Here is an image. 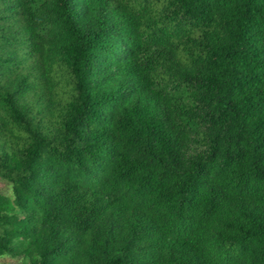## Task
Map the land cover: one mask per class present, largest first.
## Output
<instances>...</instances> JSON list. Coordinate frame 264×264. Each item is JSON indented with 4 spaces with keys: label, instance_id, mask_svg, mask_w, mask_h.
<instances>
[{
    "label": "trees",
    "instance_id": "1",
    "mask_svg": "<svg viewBox=\"0 0 264 264\" xmlns=\"http://www.w3.org/2000/svg\"><path fill=\"white\" fill-rule=\"evenodd\" d=\"M0 179L15 264H264V0H0Z\"/></svg>",
    "mask_w": 264,
    "mask_h": 264
},
{
    "label": "rangeland",
    "instance_id": "2",
    "mask_svg": "<svg viewBox=\"0 0 264 264\" xmlns=\"http://www.w3.org/2000/svg\"><path fill=\"white\" fill-rule=\"evenodd\" d=\"M0 192L4 193L6 195H11V193H12L11 186L8 183H6L5 181H2L1 179H0ZM0 260L4 261V262H10L12 264L18 263V259H16V258L5 257V258H2Z\"/></svg>",
    "mask_w": 264,
    "mask_h": 264
}]
</instances>
